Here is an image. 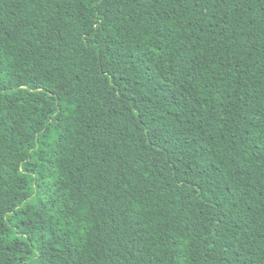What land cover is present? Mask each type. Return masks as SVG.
Here are the masks:
<instances>
[{
    "label": "trees",
    "instance_id": "16d2710c",
    "mask_svg": "<svg viewBox=\"0 0 264 264\" xmlns=\"http://www.w3.org/2000/svg\"><path fill=\"white\" fill-rule=\"evenodd\" d=\"M0 264H264V0H0Z\"/></svg>",
    "mask_w": 264,
    "mask_h": 264
}]
</instances>
